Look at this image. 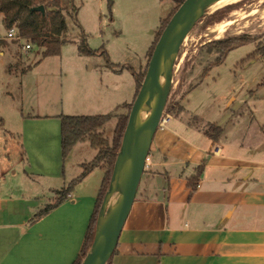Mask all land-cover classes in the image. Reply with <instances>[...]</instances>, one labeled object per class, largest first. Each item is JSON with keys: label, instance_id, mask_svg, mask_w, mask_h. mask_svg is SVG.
Segmentation results:
<instances>
[{"label": "rangeland", "instance_id": "1", "mask_svg": "<svg viewBox=\"0 0 264 264\" xmlns=\"http://www.w3.org/2000/svg\"><path fill=\"white\" fill-rule=\"evenodd\" d=\"M69 1L67 41L59 55L44 56L43 47L30 40L7 37L9 29L0 14V109L6 117L5 124L0 123V193L37 198L44 207L56 201L58 191L97 153L85 141L63 155L60 115L125 111L123 104L136 93L131 68L142 73L147 69L148 50L162 19L172 17L178 7L175 0ZM263 8L264 0H240L196 20L180 45L161 116L184 111L190 123L203 130L213 131L210 123L222 126L223 156L233 160L264 159V57L249 58L258 43L264 44ZM237 34L255 37V42L215 63V41ZM83 42L95 52H81ZM9 64L14 68L10 76ZM117 120L112 117L103 128L109 140ZM187 139L192 145L203 144L192 136ZM197 157L192 154L191 160ZM152 162L149 158L148 164ZM104 175L105 168H94L73 187L74 197L84 202L97 198Z\"/></svg>", "mask_w": 264, "mask_h": 264}, {"label": "crops", "instance_id": "2", "mask_svg": "<svg viewBox=\"0 0 264 264\" xmlns=\"http://www.w3.org/2000/svg\"><path fill=\"white\" fill-rule=\"evenodd\" d=\"M7 68L14 74L13 64ZM5 122L0 109V123ZM169 123L155 133L153 162L109 264H264V159L224 157L221 136L214 141L184 111L164 126ZM191 136L203 144H190ZM192 154L198 157L191 160ZM202 164L192 191L189 180ZM95 203V197L84 202L72 191L33 220L44 202L1 192L0 264H73Z\"/></svg>", "mask_w": 264, "mask_h": 264}, {"label": "trees", "instance_id": "3", "mask_svg": "<svg viewBox=\"0 0 264 264\" xmlns=\"http://www.w3.org/2000/svg\"><path fill=\"white\" fill-rule=\"evenodd\" d=\"M175 1L178 3L179 7L184 0ZM40 5L44 6V11L35 9L36 6ZM70 6L71 4L69 0H0V13L3 14V22L7 29L16 26L18 30V37L30 40L32 43L43 47L44 56L59 55L63 43L67 41L66 33L68 31V25L65 12L70 11ZM229 6L234 7V5ZM177 9H175L174 12ZM72 10L75 12L76 9L72 8ZM170 18L171 17L162 19L161 28L148 50L149 59ZM210 21L207 25L212 23ZM250 42H255V37L248 34H237L215 41V45L219 53L215 63L221 62L229 51ZM80 51L88 54L95 52L94 50L87 48L84 42L80 45ZM257 56L264 57V44L258 43L249 58L254 59ZM131 70L136 82V93L134 95L135 99L139 88L142 85L147 69L143 73L137 72L133 68H131ZM134 99L131 102H125L123 104L125 111L121 113L110 111L107 113L89 115H60L63 155L66 156L77 143L83 141H88L91 146L97 150V154L91 161L82 163L83 171L81 174L78 175L68 187L59 190V196L56 201L54 203L47 204L44 208L38 211L33 220L47 214L53 208L66 200L72 192L73 187L82 181L89 173H91L94 168L99 166L105 168V175L96 198L94 210L90 217L84 242L73 264H81L92 246L98 216L105 194L110 186L116 158L122 145ZM182 109L183 108L180 110ZM114 116H117L118 120L113 138L112 140H109L104 136L103 128L105 124ZM210 128H212L213 131L206 129L205 133L214 141L218 140L224 131L223 127L215 123H210ZM203 168L204 164L199 166L197 174L189 180L192 191H194L198 186V181ZM109 262L110 260L107 264H109Z\"/></svg>", "mask_w": 264, "mask_h": 264}, {"label": "water", "instance_id": "4", "mask_svg": "<svg viewBox=\"0 0 264 264\" xmlns=\"http://www.w3.org/2000/svg\"><path fill=\"white\" fill-rule=\"evenodd\" d=\"M218 0H184L170 18L162 31L153 53L149 59L147 72L142 86L133 102L122 145L116 158L110 186L105 194L97 220L96 231L92 246L81 264H107L114 254L121 231L135 201L142 175L146 168L153 138L158 129L162 113L170 92L172 69L179 48L187 33L196 20L206 11V8ZM35 9L44 11V6ZM203 10L197 16H188L191 11ZM184 26L181 30V27ZM169 56L165 78L160 81V56ZM161 97L155 108L154 116L149 124L143 120V108L152 96ZM137 152V158L124 176L115 204L108 206L113 192V184L118 178L121 166L129 153V146ZM107 218L110 231L103 233L102 218Z\"/></svg>", "mask_w": 264, "mask_h": 264}, {"label": "bare ground", "instance_id": "5", "mask_svg": "<svg viewBox=\"0 0 264 264\" xmlns=\"http://www.w3.org/2000/svg\"><path fill=\"white\" fill-rule=\"evenodd\" d=\"M240 0H218L215 3L210 4L206 10L204 11H209V10H215L217 8H220L222 6L228 5V4H233L236 2H239ZM263 7V6H262ZM203 13V10H194L191 11L188 16H197L199 14ZM262 16L264 17V8L262 9ZM232 22V21H231ZM184 26V23L181 27V30ZM224 30V28H220L218 29V31H222ZM211 32V31H210ZM169 61V56H167L166 54H161L160 56V81H163L165 78V73L167 70V63ZM161 101V97H157V96H152L151 98L148 99L147 104L144 105L143 108V120L145 123L149 124L154 116L155 113V108L157 106V104ZM137 158V152L132 150V146H129V153L127 158L124 160L120 172L118 174V178L116 180V182L113 184V192H111L109 201H108V206L109 205H114L115 201H116V197L118 195L119 192V188L121 186V182L124 178V176L127 174V172L129 171V169L131 168L132 164L135 162ZM102 225H103V233L107 234L110 231V227H109V223L107 221V218L104 216L102 218Z\"/></svg>", "mask_w": 264, "mask_h": 264}, {"label": "built area", "instance_id": "6", "mask_svg": "<svg viewBox=\"0 0 264 264\" xmlns=\"http://www.w3.org/2000/svg\"><path fill=\"white\" fill-rule=\"evenodd\" d=\"M7 37H9V38H16V37H18V30H17V27H16V26H13V27H11V28L9 29L8 34H7ZM25 47H26L27 49H29V48L32 47V45H31V43H27V44L25 45ZM170 116H171L170 114H167L166 117L164 116V117L161 119V121H160V126H161V127H163L164 124H166V123L168 122ZM149 158H150V157L148 156L147 159H146V167H148V165H149V164H148Z\"/></svg>", "mask_w": 264, "mask_h": 264}]
</instances>
